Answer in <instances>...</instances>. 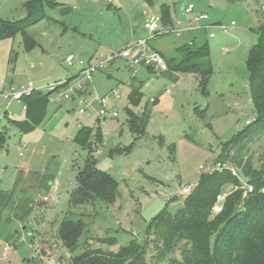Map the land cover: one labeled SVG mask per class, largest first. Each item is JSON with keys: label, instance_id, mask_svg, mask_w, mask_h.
<instances>
[{"label": "rangeland", "instance_id": "rangeland-1", "mask_svg": "<svg viewBox=\"0 0 264 264\" xmlns=\"http://www.w3.org/2000/svg\"><path fill=\"white\" fill-rule=\"evenodd\" d=\"M26 1L0 0V20L25 18L27 13L23 5ZM46 1L49 4L43 8L44 18L26 28L27 35L34 42L31 50L25 49L20 33L7 41H0V80L7 89L19 92L32 83L34 93L46 94L50 87L75 75L82 66L87 67L91 55L106 56L124 48L114 50L110 44L119 39H132L133 25H143L146 15V18L160 15L162 5L169 7L171 15L182 22L183 28L191 17L181 13V7L186 5H192L195 14L207 15L210 24L235 25L227 33L214 28L213 39L208 38L209 32L194 29L179 37L166 34L149 40V45L166 59L177 58L176 48L189 39L206 41L212 66L206 94L198 87V78L188 73L151 72L147 66L138 65L135 67L136 77L132 78L126 62L116 59L94 74L91 91L92 96L100 98L113 90L118 91L120 98L110 99V104L118 111L116 119L99 120L97 105L89 116L78 114L77 99L58 104L48 102L42 124L29 135H19L15 125L8 120H25L23 102L7 106L0 99V129L6 134V142L0 150V180L1 171L13 169L26 159L27 151L20 148L28 142L34 148L31 168L43 171L48 179L55 174L60 176L64 196L61 205L51 208L35 206L32 220L39 224L45 220L43 227L51 232L52 225L61 217L60 212L67 208L68 195L76 187L75 176L88 153L86 148L75 144L73 138L78 126L88 127L92 129L91 143H96L92 145L96 168L117 181L119 197L114 205L99 203L93 218L87 216V213L93 214L90 208L75 210L68 217L79 219L76 214H84L82 220L87 227L82 241L88 238L90 248L116 252L132 240L144 245L145 229L151 219L166 205L174 214L185 199L179 194L182 186L198 183L199 166L209 167L219 161L222 144L245 130L246 120L254 121L253 107H246L247 94L241 93L240 99L244 101L240 107L238 102L228 99L231 92L228 87L232 84L240 88L247 84L245 63L249 50L257 42L256 30L264 22V0L238 3L224 0H116L111 5L108 0ZM146 34L144 31L140 36L146 37ZM224 49L228 52L224 53ZM69 55L73 57L71 64L65 62ZM213 61L218 63L217 67ZM140 83L141 103L138 107H131L128 96L133 88L141 86ZM151 99L155 102L151 103ZM145 105L150 110L149 121L144 133L137 138L129 130L126 108L139 114ZM97 129L99 141L95 142ZM250 130L252 134L241 144V157L250 159L253 169L264 171V122L253 124ZM129 146L132 148L127 152ZM19 152L23 157L18 156ZM234 154L235 149L230 155ZM12 228L13 231L7 232L12 234L18 230L15 225L9 229ZM3 232H6L5 227L0 230V235ZM111 237L117 239L116 245L109 249L101 245V241ZM87 247L81 245L69 252V256H78ZM153 249L150 243L146 250L148 264ZM26 257L25 253L15 252L4 264H26L23 261Z\"/></svg>", "mask_w": 264, "mask_h": 264}, {"label": "trees", "instance_id": "trees-1", "mask_svg": "<svg viewBox=\"0 0 264 264\" xmlns=\"http://www.w3.org/2000/svg\"><path fill=\"white\" fill-rule=\"evenodd\" d=\"M224 1L238 3L242 0ZM46 3L49 4L46 0H29L23 5L27 13L25 18L16 21L0 20V41L11 39L20 33L25 49L31 50L34 42L27 35L26 28L44 18L43 8ZM160 15L164 24H171L168 6L160 7ZM256 31L257 42L249 50L245 63L255 118L245 130L222 144L217 158L220 162L238 168L253 191L246 196H243L242 190L232 193L226 197L223 211L213 215L212 207L216 196L228 185L238 186L239 182L228 171L201 174L194 190L185 197L183 205L174 214L167 210L166 205L151 219L145 229L144 245L132 240L119 247L116 252L90 248L86 236L87 240L82 241L87 227L82 220L84 214L76 212L79 219L70 218L69 214L88 207L93 215L87 216L93 218L99 203L113 205L119 193L117 181L96 168L92 155V147L96 145L91 143L92 129L81 127L73 142L86 148L88 153L82 168L75 176L76 187L69 195V209L58 226L57 237L69 252L77 250L81 245L88 247L80 255L71 257L70 264H148L146 250L150 243L154 248L150 264H264V171L253 169L251 160L241 157V144L252 134L251 126L264 122V22ZM176 52L177 58L165 60L167 69L197 75L198 87L206 94V83L212 74L207 42L193 41L191 45H184ZM140 85L142 86L141 83ZM141 86L133 88L128 96L131 107H138L141 103ZM48 97V92L42 95L39 91L24 97L22 102L26 108L25 120L8 121L15 125L20 134L32 133L45 118ZM141 110L138 114L126 108L129 130L137 138L144 133L149 121L148 106H143ZM5 136V131L0 129V150L6 142ZM98 137L97 129L95 142L99 141ZM131 148L129 146L126 151L129 152ZM233 149L235 154L232 156L230 153ZM116 244L117 239L112 237L101 241V245L108 249Z\"/></svg>", "mask_w": 264, "mask_h": 264}, {"label": "crops", "instance_id": "crops-1", "mask_svg": "<svg viewBox=\"0 0 264 264\" xmlns=\"http://www.w3.org/2000/svg\"><path fill=\"white\" fill-rule=\"evenodd\" d=\"M55 4H57V6L60 5L59 2H55ZM111 4L112 3H109V5ZM183 7H181V13ZM142 14L144 16V12H142ZM142 14L140 15V19H142ZM146 16H144L143 18V24L146 19ZM172 16L173 15H171V20L175 19V17ZM132 33H133L132 39L125 38L112 42L110 44L111 49L114 50L121 49L126 44L131 43L136 39H139V37L142 38L143 36H140L141 33H144L142 23L133 25ZM7 40L9 39H6V41ZM193 41H194L193 38L191 40L189 39V41L178 46V48L187 45ZM178 48H176V50ZM225 50L227 49H224L223 51L224 53H226ZM99 55L101 54L95 53L91 55L87 60V65L91 64L96 57H99ZM161 55L163 56L164 60H166L165 56L163 54ZM213 63L215 67L218 66L217 62L213 61ZM83 67L84 66H82L80 69H83ZM154 71L158 72L155 69H153L151 72ZM77 73L73 76H76ZM190 75H193L195 78L197 77V75L195 74H190ZM73 76L67 77L64 80L67 79L71 80L74 78ZM196 81H198V79H196ZM2 86L5 89H7V86H5L3 81L0 80V87ZM141 87H140L141 89L140 93L142 94ZM228 88L231 90V92H229L228 94L229 96L228 99H231L233 102H238L241 107L242 101L244 100L240 99V95L241 93L242 95L247 94L248 98L245 100L246 107L247 106L249 107V105L252 106L248 91V80L245 86H240L239 88L236 85L230 84ZM92 90H93V86L92 89L89 91L91 95H93L91 93ZM221 94L223 95V93ZM246 121H250V120H246ZM19 135H29V134L19 133ZM20 150L27 151L26 159L19 162V164H16L13 167V169H10L8 171L7 170L1 171L2 180H0V230H3L5 227L6 232H3V234L0 235V264H4L6 259L15 252L25 253V256L27 257L23 261H25L26 264H70L71 257L69 256V251L63 246L62 242L57 237L58 226L62 221V219L65 217V214L69 209L68 199L70 194L68 195V199L66 202L67 208H65L60 212L61 217L59 220L56 221L55 225H52L51 232H49L47 228L43 227L45 220L41 224H39L37 221H33L32 212L33 210H35V206L37 207L39 206V208H42L44 205L50 208L57 204L58 206H60L61 205L60 200L64 199L63 198L64 196H63V192H61V181H60V176H58V174H55L54 177L52 176L53 178L51 177L50 179H48L44 176L45 173L43 171L41 170L34 171L31 168L32 159L34 156L33 144L30 142H28V145L24 143L22 144ZM20 153L21 152L18 153V156H20L19 155ZM20 157H23V153H21ZM88 214L90 213H87V215ZM9 222H11L12 224L8 225ZM4 224L5 226H3ZM14 225L18 230H16V232L12 234L7 232V231H13L14 230L13 228L12 229L9 228ZM123 229H124L123 231L125 232L128 231L125 228ZM32 255H35V257L34 256L32 257Z\"/></svg>", "mask_w": 264, "mask_h": 264}, {"label": "built area", "instance_id": "built-area-1", "mask_svg": "<svg viewBox=\"0 0 264 264\" xmlns=\"http://www.w3.org/2000/svg\"><path fill=\"white\" fill-rule=\"evenodd\" d=\"M115 1L116 0H108L110 3ZM262 12L264 14V7L262 8ZM182 14L185 17L191 16L186 22L185 28L181 26L182 22L176 18L171 20V24L166 25L164 24L161 15L148 16L143 24V30L147 33L146 37L139 38L126 44L124 48L115 53L95 58L91 64L81 69L79 74L73 79L69 81L65 80L56 86L50 87L48 90L49 102L58 104L71 99H77L78 114L89 116L92 111H95L94 105H97V117L99 120L116 119L118 117V111L110 104V99L112 98L118 100L120 98L118 91L113 90L107 96L102 98L92 96L89 92L92 89V78L96 72L103 70L108 64H111L116 59H123L126 62L132 78L136 77L135 67L138 65H144L159 72L165 71L167 70V65L163 56L149 45V40L166 34H172L179 37L185 31L194 29L209 32L208 38L212 39L215 37L214 32H212L214 28L222 31L223 33H227L230 28L235 26L234 23H230V26H225L223 24H210L208 23V16L205 14H195L194 7L192 5L184 6ZM189 45H191V42ZM225 52H227V50H225ZM72 60L73 57L70 55L66 57L65 62L67 64H71ZM62 87L64 89L63 91H60L59 89ZM32 90V83H29L19 92L13 89H5L2 86L0 87V99L5 101L7 106L13 102L21 103L24 97L32 94ZM166 92H168V90ZM150 102L152 103L154 100L151 99ZM25 109V105L23 104V110ZM249 124H251L250 121L245 122L246 126ZM19 155L21 156V153ZM198 170L201 174H213L228 171L231 176L235 177L239 182L238 186L228 185L223 192L216 196L212 207L213 215H217L223 211L227 196L238 190L244 191L243 196H246L253 191L252 186L249 185L247 179L242 176L240 170L229 163L216 161L209 167L199 166ZM194 187L195 184L184 185L182 186L179 194L183 197H187L194 190Z\"/></svg>", "mask_w": 264, "mask_h": 264}]
</instances>
